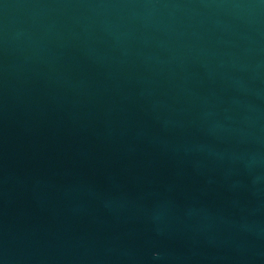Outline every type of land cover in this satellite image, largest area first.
<instances>
[{
    "label": "water",
    "instance_id": "obj_1",
    "mask_svg": "<svg viewBox=\"0 0 264 264\" xmlns=\"http://www.w3.org/2000/svg\"><path fill=\"white\" fill-rule=\"evenodd\" d=\"M0 264H264V0H0Z\"/></svg>",
    "mask_w": 264,
    "mask_h": 264
}]
</instances>
